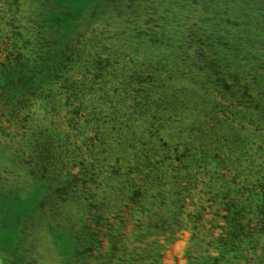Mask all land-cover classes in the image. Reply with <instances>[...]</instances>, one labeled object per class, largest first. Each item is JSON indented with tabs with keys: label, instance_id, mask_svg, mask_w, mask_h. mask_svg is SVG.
I'll return each instance as SVG.
<instances>
[{
	"label": "trees",
	"instance_id": "trees-1",
	"mask_svg": "<svg viewBox=\"0 0 264 264\" xmlns=\"http://www.w3.org/2000/svg\"><path fill=\"white\" fill-rule=\"evenodd\" d=\"M227 1H38L49 42L37 65L47 77L32 80L43 93L21 122L9 121L0 106V264H127L130 253L114 249L132 232L127 213L115 211L116 186L123 183L134 198L154 182L139 151L136 131L145 120L139 100L90 103L65 133L44 132L94 56L136 82L138 74L143 87L156 83L150 77L157 72L164 88L179 74L186 82L200 76L206 63L198 65L196 43L206 39L209 15L225 13ZM227 214L248 228L237 199Z\"/></svg>",
	"mask_w": 264,
	"mask_h": 264
},
{
	"label": "rangeland",
	"instance_id": "rangeland-1",
	"mask_svg": "<svg viewBox=\"0 0 264 264\" xmlns=\"http://www.w3.org/2000/svg\"><path fill=\"white\" fill-rule=\"evenodd\" d=\"M38 1L0 0V78L8 77L1 85L0 106L12 123L23 121L43 93L32 79L43 82L47 77L37 65L49 42ZM249 7L252 31L230 75L203 71L186 82L189 77L179 74L177 84L164 88L157 72L150 75L156 83L143 87L138 74L136 82L113 69L106 58L94 56L86 73L76 79L77 88L63 94L59 112L52 113L44 132L46 136L65 133L90 103L109 101L115 106L119 101L139 100L138 107L145 112L136 131L139 151L148 156L146 170L154 182L144 183L134 198L118 183L115 199L118 209L131 213L146 200L147 228L152 215L165 216L158 221L160 229L146 235L151 247L146 264H156L152 257L167 254L158 251L164 239L170 254L166 264H264V223L248 217V228L242 226L225 214L229 201L224 194L216 197L217 192L226 194L233 188L235 169L244 164L251 148L264 151L257 134L264 127V0ZM47 14L51 18V12ZM240 143L246 148L239 155ZM236 178H241L240 173ZM207 203L208 209H203ZM140 222L143 225L145 220ZM137 228L131 235L139 242L144 236Z\"/></svg>",
	"mask_w": 264,
	"mask_h": 264
},
{
	"label": "flooded vegetation",
	"instance_id": "flooded-vegetation-1",
	"mask_svg": "<svg viewBox=\"0 0 264 264\" xmlns=\"http://www.w3.org/2000/svg\"><path fill=\"white\" fill-rule=\"evenodd\" d=\"M254 1L255 0H232L230 4L227 1L226 4L228 3V7L225 9V13L219 12L216 19L209 15L210 26L206 30H202V32H206V39L204 40L201 38V41L196 43V60L198 65L206 61V69L204 71L208 73H222L227 71L229 75L233 72L232 65H234L239 60L240 55L244 53L246 41L252 31V20H250L252 11H250L249 3ZM201 66H204V63H202ZM263 130L264 127H261L257 134L260 136L258 142L264 147ZM244 148H246L245 145L240 143L237 151L239 155ZM247 155L248 157L244 164L241 166L238 163L235 169L233 188L228 190L225 194V197L229 201L225 208V214L230 210L234 199H237L238 203L242 205L243 210L247 213V215L245 214V218L249 217L254 222L256 218V221L260 222V225H262V223H264V151L254 147L248 151ZM237 172L240 173L241 178L239 179L236 178ZM118 208L119 206L116 207L115 211H122L123 214H125V210H120ZM125 215L130 218L132 231L137 226V231L143 233L144 240H140L139 242L135 241L130 235L128 236V240H133V244L130 245L128 243L129 241L126 240L128 242L125 241L124 245L115 246L114 249L122 248L123 252L130 253L127 264H146V256H148L146 254L151 253V247L146 245L148 244L146 235L153 231L157 232V229L160 227V223L158 224L157 222L165 220V216L163 214L152 215L151 218L148 219V221L152 223H149L147 228L146 200H144L143 207L137 210L136 213L128 212ZM142 219L145 220L143 225L140 222ZM167 241L168 239L162 240L158 247L159 252L167 250V254L163 252V255H160L159 258L157 255L151 258L156 264H162V262L166 264V258L170 255L168 248L165 247Z\"/></svg>",
	"mask_w": 264,
	"mask_h": 264
}]
</instances>
